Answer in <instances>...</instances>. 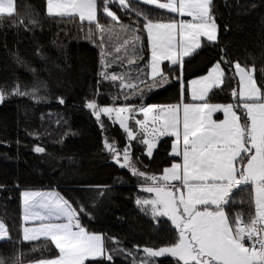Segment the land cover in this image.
<instances>
[{"label": "trees", "instance_id": "obj_1", "mask_svg": "<svg viewBox=\"0 0 264 264\" xmlns=\"http://www.w3.org/2000/svg\"><path fill=\"white\" fill-rule=\"evenodd\" d=\"M14 2L13 16L0 18V89L11 93L19 85L21 91H34L37 100L9 94L0 102V221L11 236L10 240L0 241V257L7 264H13L16 258L21 264H31L58 255L44 239L22 242L20 194L30 189H53L69 201L79 213L82 226L104 237L105 248L113 256L111 264H132V258L121 248L133 251L135 246L157 249L171 245L177 239L171 222L167 218L154 219L136 204L137 198H149L141 191L142 178L119 167L104 147L108 140L123 149L128 144L126 135L103 117L101 127L86 106L92 100L101 107L119 105L124 99L116 83L104 81L99 75L97 42L95 45L74 37L75 30L81 35L89 26L82 28L78 19L48 16L45 0ZM131 4L152 19L178 20L176 15L136 0ZM110 7L124 24L132 22V13L122 11L117 4ZM212 13L218 26L216 42L202 40L201 47L183 58L182 69L165 64L167 82L145 90L142 98L134 97L127 104L180 103L181 80L177 76L182 72V81L187 85L205 75L222 56L242 66H254L258 85H264V0H212ZM98 17L101 24H113L102 11H98ZM21 18L23 24L19 23ZM139 35L143 58L133 65L135 73L138 69L146 71L148 61L145 33ZM234 88L238 91L237 77L226 73L224 85L209 93L207 99L211 103H236ZM117 96L119 99L114 101ZM182 100L190 103L188 94ZM238 114L243 117V109H238ZM131 143L134 163L148 175H160L177 161L170 157V137L158 142L151 158L145 154L144 145ZM37 145L45 151L35 152ZM232 197L227 206L230 215L241 212L246 218L254 211L250 185L234 189ZM141 256L142 252L135 253L136 259ZM85 264L110 262L88 260ZM154 264H177V260L158 258Z\"/></svg>", "mask_w": 264, "mask_h": 264}, {"label": "snow or ice", "instance_id": "obj_2", "mask_svg": "<svg viewBox=\"0 0 264 264\" xmlns=\"http://www.w3.org/2000/svg\"><path fill=\"white\" fill-rule=\"evenodd\" d=\"M137 2L191 19H152L133 8L131 0H102V3L100 0H46L48 16L78 19L82 28L85 24L89 26V36H98L99 75L103 80L119 82L125 101L137 96L142 98L145 90L167 82L168 76L162 68L164 61L182 69L183 58L201 47V37L215 43L218 34L212 0ZM112 4L132 13V22L124 24L110 7ZM98 11L113 24H101ZM14 12V0H0V18L5 14L10 18ZM19 23H24L22 18ZM117 26L119 33H116ZM141 31L146 33L150 50L147 70L138 69L135 76L127 71H108L114 64L133 65L143 58L139 47ZM114 33H123L124 38L110 50ZM254 72V66H242L222 56L206 75L187 85L182 81V72L177 76L181 80L182 95H190L194 103L166 106L125 103L119 107H101L95 100L87 103L101 127V115H104L118 123L126 134L128 144L123 149L108 140L104 142L113 161L130 174L150 182L141 191L152 194L151 198H137V206L150 212L154 219L167 218L177 233V239L169 246L119 249L132 258V264H154V258L163 256L175 258L177 264H264V85H258ZM226 73L238 77L239 90H232L236 103L209 102V93L224 85ZM9 94L35 96L34 91H21L16 85L11 93L0 89V102ZM118 99L119 96L114 97V101ZM59 102L64 103L62 98ZM238 109H243L246 119L238 114ZM216 113H222L224 118L214 119ZM130 120L135 127L130 125ZM164 136L175 138L170 155L181 157L182 163H172L161 175H148L134 163L131 142L146 146V155L151 158L159 138ZM34 151L43 153L45 149L37 145ZM248 185L254 211L246 218L241 212L230 215L227 206L233 199V190ZM21 196L22 242L43 238L58 251L54 258L40 259L35 264H85L88 260L102 259L113 262L102 235L82 226L79 213L69 201L59 194L38 191H24ZM5 239L10 240L11 236L7 226L0 222V241ZM136 252L143 255L136 259ZM0 264H7L3 257ZM13 264L21 262L16 258Z\"/></svg>", "mask_w": 264, "mask_h": 264}, {"label": "rangeland", "instance_id": "obj_3", "mask_svg": "<svg viewBox=\"0 0 264 264\" xmlns=\"http://www.w3.org/2000/svg\"><path fill=\"white\" fill-rule=\"evenodd\" d=\"M137 1V0H136ZM45 4H46V0H45ZM118 5V4H117ZM46 7H47V5H46ZM152 7H154V6H152ZM155 8V7H154ZM164 11V10H163ZM124 14V13H123ZM173 15H175V14H173ZM178 17V20H180V19H184V20H190L191 18L190 17H179V16H177ZM116 33H119V27L117 26V28H116ZM116 33H114L113 34V36H112V40H111V44H109V49L111 50L112 48H113V46L114 45H116V44H118V43H120L121 42V40L124 38V34L123 33H120L119 35H117ZM145 36H146V33H145ZM74 37H75V39H77V40H79V39H83V40H85V41H87V42H90V43H92V44H95L96 42H97V44H98V41H99V39H98V36L97 35H92V36H89L88 35V30L87 31H81V35H78V33H77V31L75 30V33H74ZM202 40H206V38H204V37H201V43H202ZM207 41V40H206ZM96 45V44H95ZM140 46V45H139ZM98 50H99V65H100V71H101V64H100V59H101V57H100V53H101V49L98 47ZM196 50V49H195ZM194 50V51H195ZM193 51V52H194ZM192 52V53H193ZM118 55H122V54H118ZM189 56V55H188ZM149 60H150V50H149V48H148V61H147V64L149 63ZM165 64H168V65H170V66H173V65H171L170 64V62L169 61H164L163 62V64H162V68H163V66L165 65ZM134 65V64H133ZM133 65H127L126 64V62L122 65V64H119V63H117V64H114L113 65V67L112 68H110V69H108V71H110V72H112V71H115V72H125V71H127V72H129V73H131L133 76H135V69H134V66ZM210 70V69H209ZM206 75V74H205ZM204 76V75H203ZM101 77V76H100ZM201 77V76H200ZM200 77H198V78H195V79H199ZM102 79V78H101ZM237 79H238V77H237ZM103 80V79H102ZM194 80V79H193ZM104 81H108V80H104ZM108 82H111V81H108ZM116 84L119 86V82H116ZM154 89V88H153ZM180 90H181V87H180ZM239 90V89H238ZM26 91H29V92H33L32 90H30V89H27ZM126 91V90H125ZM27 96H32V95H27ZM35 100H37L36 99V97H33ZM134 98V97H133ZM133 98H132V100H133ZM121 104H119V105H113V106H116V107H119V106H121V105H123V104H125V103H127L129 100H127V101H125L124 99H121ZM130 105V104H129ZM103 107V106H102ZM108 107H112V106H108ZM91 110V109H90ZM91 112H92V110H91ZM92 115H93V112H92ZM94 117H95V115H93ZM106 118V119H108V117H106V116H104V115H101V118ZM96 118V117H95ZM137 118L138 119H142V117L141 116H137ZM110 122H112V123H114L113 122V120H110V119H108ZM129 123H130V125L131 126H133V127H135V125H134V121H129ZM115 124H117L118 126H119V124L118 123H115ZM122 130V129H121ZM123 131V130H122ZM124 132V131H123ZM125 134V133H124ZM126 135V134H125ZM126 140H127V137H126ZM128 141V140H127ZM145 154H146V146H145ZM147 181H145L144 179H141V185H144L145 183H146ZM148 195H149V198H151V195L152 194H149L148 193ZM1 222V221H0ZM173 226V225H172ZM174 227V226H173ZM6 240V239H5ZM3 241V240H2ZM142 255H143V253H142ZM164 257H171V256H163V257H158V258H164ZM158 258H154V260L155 259H158ZM171 258H173V257H171ZM106 260V259H105ZM37 262V261H36ZM31 264H35V262H33V263H31Z\"/></svg>", "mask_w": 264, "mask_h": 264}, {"label": "crops", "instance_id": "obj_4", "mask_svg": "<svg viewBox=\"0 0 264 264\" xmlns=\"http://www.w3.org/2000/svg\"><path fill=\"white\" fill-rule=\"evenodd\" d=\"M14 7H15V2H14ZM4 16H6V14L4 15ZM209 71V70H208ZM207 74V73H206ZM198 78V77H197ZM193 80V79H192ZM192 80H190L189 82H191ZM188 82V83H189ZM181 87V86H180ZM180 97H181V99H180V104L182 105L184 102H183V100H182V97H183V95H182V89L180 90ZM188 97H189V99H190V103H194V101H192L191 100V97H190V95H188ZM166 106V105H165ZM216 115H220V119H216ZM142 117V116H141ZM214 119H216V120H222L224 117H223V114L222 113H216V114H214V117H213ZM166 137H170V136H164V137H160L159 138V140H158V142L160 141V140H162V139H164V138H166ZM171 139H172V143H173V141L175 140V138L174 137H170ZM158 142H157V144H158ZM155 149V148H154ZM170 153H171V150H170ZM170 157H172V158H174V159H177V161L176 162H174V163H182V159H181V157H174V156H172V155H170ZM171 166V165H170ZM169 166V167H170ZM162 174V173H161ZM160 174V175H161ZM146 183H150V182H146ZM176 183H178V182H176ZM143 185H141L140 186V188L142 187ZM24 191H38V192H44V193H53V194H58V192L57 191H55V190H53V189H47V190H24ZM24 191H22V192H24ZM21 192V193H22ZM20 203H21V218H22V221H23V201H22V196H21V194H20ZM23 226H24V221H23ZM23 226H22V228H23ZM22 228H21V237H22ZM102 238H103V241H104V237L102 236ZM41 239H43V238H41ZM58 252V251H57Z\"/></svg>", "mask_w": 264, "mask_h": 264}]
</instances>
